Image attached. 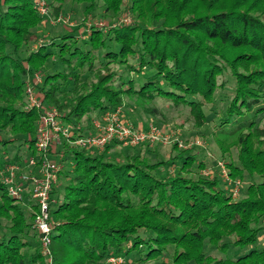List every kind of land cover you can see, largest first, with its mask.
Returning <instances> with one entry per match:
<instances>
[{
	"label": "trees",
	"instance_id": "1",
	"mask_svg": "<svg viewBox=\"0 0 264 264\" xmlns=\"http://www.w3.org/2000/svg\"><path fill=\"white\" fill-rule=\"evenodd\" d=\"M31 1L0 0V133L7 136L0 138V172L21 166L18 152L6 158L14 147L25 149L26 160L36 156L41 110L29 108L24 94L35 74L41 78L35 91L43 107L55 108L65 124L75 126L93 113L119 108L128 96L187 107L197 127L206 123L204 104L224 88L219 78L229 75L233 93L214 136L222 154L231 146L237 149V164H227L230 177L250 182L245 196L235 198L216 178H194L190 169L196 154L178 150L176 143L175 156L153 164L139 155L110 161V145L99 155H86L65 150L63 143L59 162H69L71 169L61 189L51 192L55 226L49 256L38 248L26 254L27 236L38 240L32 224L36 207L28 198L9 197L0 176V220L9 222L0 236V264H104L136 250L150 259L168 247L171 264H264V247L258 246L264 234V0H50L54 17L67 1L82 6V26L100 1L106 12L123 7L135 21L105 32L90 27L87 44L80 46L74 35L65 34L58 42L37 44L24 57L23 47L40 42L43 17ZM55 47L65 67L53 73L44 65ZM85 68L93 71V80L82 90L77 81ZM68 84L74 87L72 100L66 96ZM144 112L156 113L153 108ZM177 162L178 170L170 171ZM205 243L223 254L230 246L243 253L215 257L205 253Z\"/></svg>",
	"mask_w": 264,
	"mask_h": 264
},
{
	"label": "rangeland",
	"instance_id": "2",
	"mask_svg": "<svg viewBox=\"0 0 264 264\" xmlns=\"http://www.w3.org/2000/svg\"><path fill=\"white\" fill-rule=\"evenodd\" d=\"M49 6V16L42 18L41 25L39 27V39L40 43H46L45 41L55 42L60 41L59 38L65 34L74 35V40L78 41L79 46L82 44H87V34L90 32V27H95L96 29L106 31L108 27L119 26L123 24H131L135 21L132 13L128 11L123 12V7H121L119 13H114L112 11L106 12L104 10L103 3L98 2V8L95 12L90 15L85 21V25L82 26L83 21V7L78 6L70 1H67L64 5V8L57 17H54L52 14V3L50 0H45ZM59 18L65 19L66 22L62 23L57 21ZM89 25V26H88ZM75 28H78L77 31L73 32ZM39 41L30 42L29 47H23V50L20 52L22 56H26L29 51L36 50L38 47ZM114 46V44H111ZM115 49L116 47H112ZM58 47L52 49V55L45 62L44 67L49 70V72H61L65 67L60 61L57 50ZM96 67H100L99 63H96ZM118 70H123L122 66H116ZM78 72V71H77ZM123 76L127 74L123 73ZM132 79H136V75L131 73L128 75ZM79 81H77L78 88L83 90V86H86L90 81L93 80V71H88L86 68L79 71ZM223 79L224 88L218 90L214 94L213 101L209 104H204L203 111L206 117V123L197 127L194 125V120L189 113V109L184 106L176 107L170 102H166L162 99H155L151 102L136 100L135 98H130L128 96L122 97V106L120 108L121 119L126 125H130L136 129L146 130L150 126L156 127L161 137H163L162 142H157L154 144L142 143L136 146H128L124 144L112 143L108 152L106 153V159L110 161H122L126 156L139 155L142 159L151 164L156 161L167 160L170 157L176 155V152L173 150V146L176 143L178 150H191L196 154V164L193 165L190 169L191 175L194 178L203 177L206 179L216 178L219 182V187L225 189L227 192H231L232 185L238 181L239 182V191L238 198L245 196V189L250 180L245 177L244 179H232L229 175L227 168L228 163L237 164L236 156L237 149L235 146H228V141L225 139H220L223 143V148H228L229 151L226 154H222L221 150L216 142L215 131L216 126L224 116V110L228 101L230 100L233 93L234 80L229 75H224L219 78V82ZM74 87L71 85H66L65 92L69 100H72L75 96ZM80 90H78L79 92ZM145 108H153L155 110V116L148 115L144 112ZM101 114L93 113L90 117L83 118L75 126L79 127L80 130L77 132L79 135H91L93 133L92 122L99 119ZM37 121V120H36ZM36 123V122H35ZM71 125V124H68ZM73 137H76L74 134ZM0 138H7L3 133H0ZM225 142V143H224ZM65 143L68 147H72L77 151L78 148L75 147L73 138L69 140H60L58 144L52 145L49 151V157L52 160H55L61 167V171L58 174V180L55 189L60 190L61 187L66 183L68 179L66 174L71 169L69 162L61 161L59 162L61 156L58 151L62 144ZM219 144V145H221ZM16 146V145H15ZM106 147V146H105ZM104 151L96 150H84L86 155H99ZM19 154L18 163H21V168H25L26 163V152L25 149L20 148L16 150V147L10 149L6 158L9 160L13 158L15 153ZM198 163L202 164V168H197ZM180 162L175 163L173 167L170 168V171L176 172L179 168ZM225 173V174H224ZM160 174H165V169L161 171ZM255 180L258 181L259 178L255 177ZM236 197V198H237ZM9 225L8 220H0V236L7 233L6 227ZM261 226L264 225V220L261 221ZM142 237H145V233L142 232ZM261 237H264L262 234L259 238V247H264V240ZM27 241L29 247L25 250L26 254L29 255L31 252L40 249L38 245V240L32 237V233L27 236ZM228 242L227 239H223V242ZM126 246V245H124ZM144 248H142L143 250ZM141 250V249H140ZM204 251L207 254L215 255V257H227V258H236L238 255L242 254L238 248L230 246L228 252L223 254L216 247L209 246L205 243ZM133 252H136L133 254ZM131 252L127 258H120L122 262L120 264H171L172 248L168 247L162 252V255L155 256L153 258L147 259L143 255V252L136 250ZM28 258H26V261ZM107 261V260H106ZM104 264H107V262Z\"/></svg>",
	"mask_w": 264,
	"mask_h": 264
},
{
	"label": "built area",
	"instance_id": "3",
	"mask_svg": "<svg viewBox=\"0 0 264 264\" xmlns=\"http://www.w3.org/2000/svg\"><path fill=\"white\" fill-rule=\"evenodd\" d=\"M37 14L43 18L49 16V6L45 0H32ZM57 21L65 23L59 18ZM89 26V25H88ZM40 42H38V45ZM41 78L35 74L30 82L25 85L24 94L29 108L41 110L36 121L34 149L36 156L26 160L25 168L14 164L0 172L1 184L5 187L7 195L18 202L28 198L36 207L33 211L32 224L38 235L41 253L49 256L50 232L55 222L50 216L51 192L56 187L60 165L49 157L52 145L60 140L73 138L76 148L79 150L102 151L105 146L112 143L136 146L142 143L154 144L162 142L163 137L156 127L150 126L146 130L136 129L124 124L120 115V108L103 113L99 119L92 122L93 133L91 135H79L80 128L62 122L60 112L55 108L43 107L41 98L35 91V86L40 84ZM76 137H73L72 135ZM225 174V173H224ZM239 182L231 187V194L237 197ZM264 240V237H262ZM107 264H120V257H110Z\"/></svg>",
	"mask_w": 264,
	"mask_h": 264
}]
</instances>
